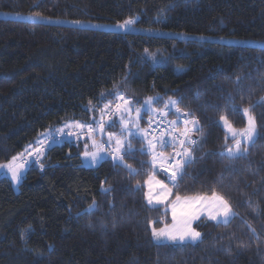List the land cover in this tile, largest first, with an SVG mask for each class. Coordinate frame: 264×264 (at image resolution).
Here are the masks:
<instances>
[{"label": "trees", "instance_id": "1", "mask_svg": "<svg viewBox=\"0 0 264 264\" xmlns=\"http://www.w3.org/2000/svg\"><path fill=\"white\" fill-rule=\"evenodd\" d=\"M0 13V164L21 154L24 164L63 124L98 119L104 104L117 102L114 92L138 102L156 97L158 108L162 97H183L180 108L203 131L179 193L215 191L237 213L227 226L197 222L200 243L159 245L150 221L160 228L170 214L146 205V187L135 190L152 174V157H125L139 175L111 158L88 168L86 140L73 139L26 165L19 192L0 175V264H264V105L256 103L264 98V47L236 42H264V0H0ZM129 18L136 23L122 30ZM233 105L252 109L261 138L247 158L229 160L219 155L225 129L216 121L227 114L246 127Z\"/></svg>", "mask_w": 264, "mask_h": 264}, {"label": "snow or ice", "instance_id": "2", "mask_svg": "<svg viewBox=\"0 0 264 264\" xmlns=\"http://www.w3.org/2000/svg\"><path fill=\"white\" fill-rule=\"evenodd\" d=\"M34 18L43 17L37 16ZM74 23H80V21ZM135 23L136 19L129 18L119 27L128 30ZM201 38L204 39V37ZM145 52H148V50L145 49ZM153 59L155 58L153 57ZM112 94L120 103H117L114 109L111 101L104 104L103 108L100 109L99 120L93 117L91 123L72 121L66 123L63 128L50 131L45 138L54 142L56 135L66 134L76 138L87 137L83 156L90 165L98 164L105 157H110L115 164L127 169L129 175H139L140 173L126 163V156L132 155L135 151H139L142 155L151 156L152 159L148 163L152 168V174L144 181L143 185L137 182L135 190L143 191L146 187L147 191L144 193L146 205L157 211L162 208V215L164 216L169 212L171 213V227L165 224L164 227L157 228L154 226L157 221H150L151 235L159 245H182L189 242L197 244L202 242V234L193 225L197 222H203V220L213 221L217 225L227 226L230 224L236 218L237 213L224 196L215 191H212L210 196L206 194L181 196L179 193L180 181L187 175L186 166L194 162L193 151L199 144L197 140L192 138V133L203 131L200 121L195 117V113L183 111L180 108L184 98L169 99L163 102V110L157 112L152 107L154 100L152 97L147 98L142 106L137 107L133 105L130 98H125L123 93L117 91ZM157 102H160V100L157 99ZM256 103L257 105H264V98ZM89 105H91V101H89ZM142 109H146V115L151 113L158 117L155 121V128L152 127L154 121L151 119L147 121L148 129H142L139 126V121L142 119ZM170 110H174L176 120L168 121L166 119ZM231 111L233 113L238 111L243 113L246 119V127L237 130L233 127L227 114L219 116L216 123L225 129L224 150L219 155L229 160L247 158L249 155L248 148L254 146L257 139L261 138L256 117L252 115L251 108H238L233 105ZM114 113L119 114L117 119H112ZM105 115L109 117L107 122L104 119ZM105 123H107L108 128L119 127V134L106 131ZM65 128L68 129L67 133L64 131ZM95 136L101 137L100 144H97ZM129 137L139 139L145 146L134 150ZM229 140H231V144L228 143ZM88 141H91L93 151L88 150ZM39 143H43V141H39ZM167 148L173 150L171 155H164L163 150ZM35 153L36 162L39 163V149H36ZM19 159V156H14L8 164H0V169H7L11 173L12 179L17 183L20 181L22 168L21 164L16 163ZM157 173H163L167 183L165 180L158 179ZM173 189L177 191L174 193ZM112 190L111 186L102 187L104 193H109ZM172 196H174V201L169 199ZM248 203L251 206V202ZM95 207V202H93L85 211H90ZM249 229L253 235H256V230L251 228L250 225Z\"/></svg>", "mask_w": 264, "mask_h": 264}, {"label": "rangeland", "instance_id": "3", "mask_svg": "<svg viewBox=\"0 0 264 264\" xmlns=\"http://www.w3.org/2000/svg\"><path fill=\"white\" fill-rule=\"evenodd\" d=\"M6 14H2V13H0V16H5ZM131 27V26H130ZM121 28V27H120ZM122 29V28H121ZM123 30V29H122ZM153 34H160V35H162V34H164V33H162V32H153ZM174 36H177V37H181V38H184V39H188V38H195V39H198V40H201V41H205V42H215V41H221V42H228V43H233V42H235L234 40H232V39H228V38H224V37H212V36H199V35H191V34H183V33H177V34H173ZM201 37H204V39H202ZM237 43H242V44H248V45H256V46H262V47H264V42L263 41H255V40H240V41H236ZM125 98H127V97H125ZM152 98H154V100H153V105H152V107L156 110V111H158V106L157 105H155V102H156V100H157V98L156 97H152ZM132 100V99H131ZM146 100V99H145ZM144 100V101H145ZM144 101L143 102H138V101H134V100H132V103H133V105L134 106H137V107H139V106H142L143 104H144ZM117 103H120V101H118L117 100V102L115 103V105L117 104ZM113 105V104H112ZM115 105H113L112 107H113V109H114V107H115ZM145 112H146V109H142V112H141V116H142V119H143V117H145V118H152V116H154L153 114H151V113H149V114H147V115H145ZM118 115L119 114H117V116L115 117V119H117V117H118ZM133 115H135L134 113H133ZM145 115V116H144ZM114 119V118H113ZM142 119H140V121H139V126L142 128V129H146L147 128V126H144V125H142ZM231 122V121H230ZM64 125V124H63ZM233 125V124H232ZM234 127V126H233ZM119 128V127H118ZM234 128H236V127H234ZM237 130H239V128H236ZM241 129H243V128H241ZM108 131H110V130H108ZM112 132H116L117 134H119V132H120V129L119 130H117V131H112ZM129 139H131V142H132V140L133 139H135V138H132V137H129ZM95 140H96V142H97V144H100L101 143V138H95ZM133 145V144H132ZM105 147H107V146H105ZM88 150L89 151H93L94 149L92 148V144H91V141H88ZM22 155V154H21ZM21 155H18L19 157H20V159L16 162L17 164H21L22 165V168H21V178H20V181H19V183H17L16 181H14L13 179H12V175H11V173L10 172H8L7 171V169H0V175H2V176H7V177H9V179L12 181V184H13V187H14V189H15V191L16 192H19V190H20V184H21V182H22V180H23V177H24V175H25V173H26V171H27V169H28V167L26 166V165H24L23 163H22V156ZM106 158H110V157H105V159ZM82 159H83V163H84V165L86 166V167H88V168H94V167H97L102 161H100L98 164H95V165H90L86 160H85V158H84V156H83V153H82ZM10 162V161H9ZM9 162H5V163H1V164H8ZM157 178L158 179H161V180H163L162 178H159L158 176H157ZM169 187H171V185H169ZM146 191H147V188H146ZM173 192H174V190H173ZM210 196V195H209ZM171 201H174V196H172V197H170L169 198ZM233 207V206H232ZM233 210L235 211V209H234V207H233ZM236 212V211H235ZM169 214H170V219H171V213L169 212ZM202 219H203V217H202ZM171 224H172V221L169 223V224H166V225H168L169 227H171ZM165 225H163L162 227H164ZM193 227H195V224L193 225ZM196 228V227H195ZM197 230V229H196ZM198 231V230H197ZM189 243H191V242H189ZM186 244V243H185Z\"/></svg>", "mask_w": 264, "mask_h": 264}, {"label": "built area", "instance_id": "4", "mask_svg": "<svg viewBox=\"0 0 264 264\" xmlns=\"http://www.w3.org/2000/svg\"><path fill=\"white\" fill-rule=\"evenodd\" d=\"M169 99L165 98V97H162V101L163 102H166L168 101ZM163 110V103H162V107L159 111ZM158 111V112H159ZM117 116V114H113L112 115V119L115 118ZM176 115L174 114V110H170L168 111V115H167V120L168 121H171V120H176ZM104 119H105V122H107V120L109 119L108 115H105L104 116ZM158 119V117L155 115L151 120L154 121V123L152 124V127L155 128L156 127V123L155 121ZM99 120V118L97 119ZM107 123H105V126H106ZM165 127L167 126L166 124L164 125ZM149 128V125L147 127V129ZM65 133L68 132V129L65 128L64 129ZM47 136V135H46ZM45 136V137H46ZM43 138L42 141L43 143H38V145L35 146V148L30 152V155L29 156H26L24 159H23V162L25 165H30L32 162H36V153H35V150L36 149H39V155H40V159H39V163L41 162V157L49 150L50 147H52L53 145L55 144H61V143H64L66 141H69L71 139H77V140H81V141H85L87 140V137H80V138H76V137H73V136H68V135H56L55 137V141L54 142H51L50 140L46 139V138ZM192 138L197 140L199 143H200V139L198 137V135L196 134V132H193L192 133ZM199 145V144H198ZM198 147V146H197ZM197 147L195 149H197ZM194 149V150H195ZM173 152V150L171 148H167V149H164L163 150V153L164 155H171ZM196 161V157H195V160L193 163H195ZM37 163V162H36ZM38 163V164H39Z\"/></svg>", "mask_w": 264, "mask_h": 264}, {"label": "crops", "instance_id": "5", "mask_svg": "<svg viewBox=\"0 0 264 264\" xmlns=\"http://www.w3.org/2000/svg\"><path fill=\"white\" fill-rule=\"evenodd\" d=\"M72 121H70V122H68V123H71ZM65 125V124H64ZM64 125L62 126V127H60V128H63L64 127ZM106 131H108L107 129H106ZM95 138H98V136H95ZM101 138V137H100Z\"/></svg>", "mask_w": 264, "mask_h": 264}, {"label": "bare ground", "instance_id": "6", "mask_svg": "<svg viewBox=\"0 0 264 264\" xmlns=\"http://www.w3.org/2000/svg\"><path fill=\"white\" fill-rule=\"evenodd\" d=\"M27 156H29V155H27ZM45 156V155H44Z\"/></svg>", "mask_w": 264, "mask_h": 264}]
</instances>
